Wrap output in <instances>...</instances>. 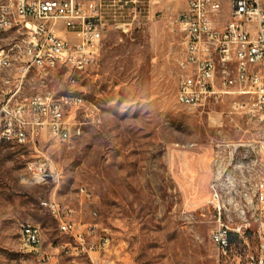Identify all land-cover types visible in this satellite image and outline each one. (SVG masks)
Wrapping results in <instances>:
<instances>
[{
	"label": "rangeland",
	"instance_id": "rangeland-1",
	"mask_svg": "<svg viewBox=\"0 0 264 264\" xmlns=\"http://www.w3.org/2000/svg\"><path fill=\"white\" fill-rule=\"evenodd\" d=\"M160 2L151 13L168 7L166 16L156 15L145 31L106 33L97 61L84 72L29 67L13 50L12 65L0 66L1 117L18 90L14 98L50 92L64 105L70 127L67 140L46 132L24 144L0 127V264H240L220 262L210 239L211 152L218 141L256 138L262 128L233 112L230 97L205 107L177 101L184 38L170 16L187 0ZM222 4L226 22L228 0ZM8 6L0 2V12ZM12 22L0 32V50L25 36V26ZM40 163L45 174H31L29 164ZM52 202L77 223L95 220L107 228L110 247L93 259L75 251ZM184 206L189 219L181 214ZM25 223L39 226L50 261L21 239Z\"/></svg>",
	"mask_w": 264,
	"mask_h": 264
},
{
	"label": "built area",
	"instance_id": "built-area-1",
	"mask_svg": "<svg viewBox=\"0 0 264 264\" xmlns=\"http://www.w3.org/2000/svg\"><path fill=\"white\" fill-rule=\"evenodd\" d=\"M9 6L0 12V32L12 19L25 26L12 47L0 50V66L12 65L15 51L25 63L42 71L64 67L84 72L97 61L106 33L145 31L156 15L152 5L160 0H0ZM16 5V9L12 7ZM187 0L185 9L170 23L183 33L179 57L182 74L177 101L189 107H205L232 98L233 112L255 120L262 133L247 140H221L212 147L211 180L207 207L214 214L210 239L220 262L239 259L240 264H264V0ZM166 16V14H165ZM40 55H48L40 64ZM2 106V134L19 143H35L44 133L67 140L70 127L63 104L50 92L14 98ZM29 172L45 174L43 163L29 164ZM82 194L90 193L81 189ZM59 229L77 243L75 251L91 257L111 244L110 232L97 221L77 223L57 202L50 204ZM181 214L191 218L184 206ZM21 239L44 262L52 256L43 249L41 231L33 223L20 228ZM102 264H110L104 261Z\"/></svg>",
	"mask_w": 264,
	"mask_h": 264
},
{
	"label": "crops",
	"instance_id": "crops-1",
	"mask_svg": "<svg viewBox=\"0 0 264 264\" xmlns=\"http://www.w3.org/2000/svg\"><path fill=\"white\" fill-rule=\"evenodd\" d=\"M18 91H19V90H18ZM18 91L15 92V93L17 94ZM15 93H14V94H15ZM211 159H212V152H211ZM210 180H211V162H210ZM209 183H210V181H209ZM208 192H209V186H208ZM93 256L96 257V258H98V257L101 256V254H99V253H92V254H91V258H92V259H93Z\"/></svg>",
	"mask_w": 264,
	"mask_h": 264
},
{
	"label": "bare ground",
	"instance_id": "bare-ground-1",
	"mask_svg": "<svg viewBox=\"0 0 264 264\" xmlns=\"http://www.w3.org/2000/svg\"><path fill=\"white\" fill-rule=\"evenodd\" d=\"M48 55H40V64H47Z\"/></svg>",
	"mask_w": 264,
	"mask_h": 264
}]
</instances>
